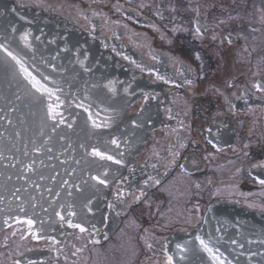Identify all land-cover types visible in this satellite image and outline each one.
Here are the masks:
<instances>
[{
    "label": "flooded vegetation",
    "instance_id": "af4514ba",
    "mask_svg": "<svg viewBox=\"0 0 264 264\" xmlns=\"http://www.w3.org/2000/svg\"><path fill=\"white\" fill-rule=\"evenodd\" d=\"M5 1L80 29L134 74L127 117L148 132L100 214L0 225V264H175L179 239L224 204L264 220V0Z\"/></svg>",
    "mask_w": 264,
    "mask_h": 264
},
{
    "label": "water",
    "instance_id": "95a60500",
    "mask_svg": "<svg viewBox=\"0 0 264 264\" xmlns=\"http://www.w3.org/2000/svg\"><path fill=\"white\" fill-rule=\"evenodd\" d=\"M25 34L27 43L20 38ZM0 44L42 83L62 90L56 93L62 115L53 120L46 107L51 101L38 102L19 66L0 49V225L20 218L58 222L57 213L67 218L74 212L82 220L100 214L97 199L108 195L148 132L135 119L142 116L127 117L137 93L134 74L118 72L120 64L80 29L5 0ZM93 120L107 126L93 127ZM93 149L114 159L93 156ZM221 210V220L212 210L194 235L179 239L186 250L174 252L175 264H213L197 236L228 261L237 254L243 264H264V220L235 205Z\"/></svg>",
    "mask_w": 264,
    "mask_h": 264
},
{
    "label": "snow or ice",
    "instance_id": "6c2138e0",
    "mask_svg": "<svg viewBox=\"0 0 264 264\" xmlns=\"http://www.w3.org/2000/svg\"><path fill=\"white\" fill-rule=\"evenodd\" d=\"M197 31L199 32V29H197ZM20 38L27 43V41H28V35L27 34L21 36ZM0 49H3L7 53V56L10 57L12 61H15L16 65L19 66L18 67V74L22 75L23 78L25 80H27L28 83L31 85V88L35 90V93L39 94V96L37 97L38 102L44 103L46 100L51 101L50 103H47V105H46L47 112H48L49 116L51 117V119L56 120L57 117L61 116L62 113L59 112L57 109L62 105V101L60 99V96L57 95L56 93L60 92L62 90L59 88H56V89L49 88L46 84H44L40 80H38L35 76L32 75L31 72H29V70L25 66L23 60L20 59L17 55L13 54V52L9 51L7 48H5L3 44H0ZM158 78L162 79V77H158ZM112 90L115 91L114 88ZM85 111H88V109H85ZM89 119H91V114H89ZM92 124H93V127H96V128H99L102 126H104V127L107 126L106 124L105 125L97 124L94 120L92 121ZM70 126L71 125H69V127ZM111 143L119 146L115 139H113L111 141ZM92 155L100 157V159H102V160H113L114 159L113 156L107 155L106 153L101 152L97 149H93ZM115 163L120 164L121 161L115 160ZM29 170H31V169H29ZM93 179L98 180L100 184H106L107 183L106 180L100 179L99 177H93ZM259 183L264 184V179L259 180ZM89 211H91L90 208H89ZM57 215L60 216L61 221L65 220L64 216L60 215L59 213H57ZM70 215L74 216L75 213L74 212L70 213ZM17 223H25L29 226V229H31L35 222L31 219H28L25 221L17 220ZM66 223L71 228H78L80 230V232L86 231V229L82 225L74 224V223H72L71 220L66 221ZM30 234H32V233L30 232ZM35 238L40 239L41 237L39 235H35ZM196 240L199 241V244H200L202 250L208 254V256L210 257L213 264H231V261H228L226 259V257H224V254L219 252V249H214L212 246H210L209 242L205 241L200 236H197ZM52 242L56 243L54 238H52ZM232 243L235 244L237 242L235 240H233ZM241 247H242V245H241ZM177 248H179L181 251L186 250L181 245H177ZM168 264H172V258L171 257H169Z\"/></svg>",
    "mask_w": 264,
    "mask_h": 264
}]
</instances>
